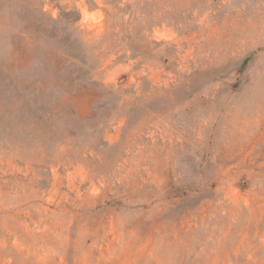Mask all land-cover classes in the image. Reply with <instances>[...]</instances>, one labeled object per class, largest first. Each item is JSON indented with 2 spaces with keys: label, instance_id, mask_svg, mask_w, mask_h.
I'll return each instance as SVG.
<instances>
[{
  "label": "rangeland",
  "instance_id": "obj_1",
  "mask_svg": "<svg viewBox=\"0 0 264 264\" xmlns=\"http://www.w3.org/2000/svg\"><path fill=\"white\" fill-rule=\"evenodd\" d=\"M0 264H264V0H0Z\"/></svg>",
  "mask_w": 264,
  "mask_h": 264
},
{
  "label": "trees",
  "instance_id": "obj_2",
  "mask_svg": "<svg viewBox=\"0 0 264 264\" xmlns=\"http://www.w3.org/2000/svg\"><path fill=\"white\" fill-rule=\"evenodd\" d=\"M248 61V59L246 60V62Z\"/></svg>",
  "mask_w": 264,
  "mask_h": 264
},
{
  "label": "bare ground",
  "instance_id": "obj_3",
  "mask_svg": "<svg viewBox=\"0 0 264 264\" xmlns=\"http://www.w3.org/2000/svg\"><path fill=\"white\" fill-rule=\"evenodd\" d=\"M121 82H122V80H121Z\"/></svg>",
  "mask_w": 264,
  "mask_h": 264
}]
</instances>
